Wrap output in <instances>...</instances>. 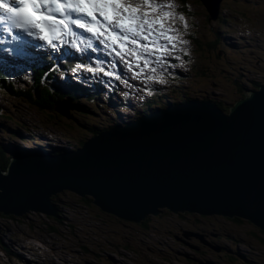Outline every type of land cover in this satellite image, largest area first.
<instances>
[{
	"label": "water",
	"instance_id": "95a60500",
	"mask_svg": "<svg viewBox=\"0 0 264 264\" xmlns=\"http://www.w3.org/2000/svg\"><path fill=\"white\" fill-rule=\"evenodd\" d=\"M245 96L229 113L209 99L180 103L117 125L67 157L16 161L0 171V213L55 216L51 197L69 189L137 223L160 206L264 230V87Z\"/></svg>",
	"mask_w": 264,
	"mask_h": 264
},
{
	"label": "rangeland",
	"instance_id": "374dc122",
	"mask_svg": "<svg viewBox=\"0 0 264 264\" xmlns=\"http://www.w3.org/2000/svg\"><path fill=\"white\" fill-rule=\"evenodd\" d=\"M191 2L192 8L189 5L186 9L190 14H195L190 17V20L198 22L199 40L207 51L198 57V67L187 77L186 81L181 84L178 81L175 83L178 84L177 88L191 93L194 97H212L224 100L231 105L240 98L237 81H242L249 86L251 79L264 80V0H227L224 18L229 22L224 24V32L215 48H210L208 44L218 38L220 23L210 22L207 19L208 14L199 0H191ZM243 27L249 28L251 33L242 32ZM234 42H238V48L228 46ZM194 59L184 61L185 70L192 65ZM86 77L82 76V79L87 80ZM68 78L73 83L79 84V80L74 75L70 74ZM172 88L173 86L169 85L168 90ZM5 94L9 95L6 91ZM92 96L94 95L89 97L79 95L78 102L90 107L95 114L79 111L80 115L74 120L78 123V127H75L73 122L60 113L41 112L42 115L39 118L43 121L52 119L47 128L53 133L57 132L58 128L71 127L75 129L77 137L88 138L90 136L89 127L108 126L111 118V113L104 107L101 108L97 103H90ZM1 98L10 103L16 113L28 115L23 120L32 123L29 119L30 113L27 112L23 101H17L4 94ZM4 105L12 110L9 104ZM69 107L65 102L62 111L71 112L73 108L69 109ZM124 111L126 114L134 113V109L128 107L124 108ZM33 116L38 118L36 111H33ZM114 116L116 118L118 112H115ZM33 128L37 131L44 129L43 125L38 122ZM57 200L65 202L61 204L64 209L57 212L62 220L29 215L25 218L28 221L24 220L27 223H23L17 220V217L7 219L6 216L0 215V236L3 238L2 245H0V264H70L72 262H74L72 264H129L134 258L139 261L135 259L130 264L138 262L139 264H151L148 263V259L157 258L160 253L157 243L160 244L163 240L172 243V248L166 250L175 256L172 264H197L193 258L210 259L218 264H246L244 258L239 256L227 258L228 253L221 257L216 252L221 253L222 250L218 249L220 251L214 252L207 245L204 246L194 239L188 242L195 244L200 250L184 245L176 238L177 234L182 236V232L178 231L175 226L183 224L188 227L194 222L204 226L205 218L210 217L208 223L216 224L223 236L225 235L224 237L217 236V240L222 244H228L230 243L228 234H237L246 238L244 233L254 228V225L247 221L238 223L218 215L200 216L176 213L183 217L176 216L173 222L166 217L152 216V220L148 222L150 231L144 232L139 224L133 222L123 224L118 218L101 213L99 210L88 211L89 207H78L80 210L88 211L80 215L73 211L74 207H69V203L73 202L69 195L57 197ZM65 209H68L69 213L71 209V215L69 214L67 219L63 217L66 215ZM5 245H11L13 250L16 247L17 252L28 261L21 262L12 257L2 249V247L6 248ZM254 245L258 249L243 241L234 245V249L249 254L250 260L264 264V245L260 243ZM149 246L154 251L148 250ZM118 247L127 251L117 254Z\"/></svg>",
	"mask_w": 264,
	"mask_h": 264
},
{
	"label": "snow or ice",
	"instance_id": "6c2138e0",
	"mask_svg": "<svg viewBox=\"0 0 264 264\" xmlns=\"http://www.w3.org/2000/svg\"><path fill=\"white\" fill-rule=\"evenodd\" d=\"M176 7L175 0H0V25L13 41L27 43V36L33 41L45 42L38 46L46 44L53 51L58 50L57 42L67 43L66 35L79 38L73 25L83 29L108 49L109 55L114 54L116 61L96 60V67L79 63L71 69L74 74L84 70L93 77L103 75L131 87L129 80H135L143 73V91L150 93L153 84L167 83L165 79L155 77L156 74L163 76L169 65L168 57L176 47L179 29L172 25L177 19L185 21L182 13L174 11ZM184 27H188L186 22ZM161 38L166 44L159 43ZM180 42L188 43L187 40ZM84 43L86 47L80 48L75 39L71 42L78 51L98 50L92 40ZM118 65H123L132 75L124 78L116 71Z\"/></svg>",
	"mask_w": 264,
	"mask_h": 264
},
{
	"label": "trees",
	"instance_id": "16d2710c",
	"mask_svg": "<svg viewBox=\"0 0 264 264\" xmlns=\"http://www.w3.org/2000/svg\"><path fill=\"white\" fill-rule=\"evenodd\" d=\"M215 44L216 43H210L209 44V47L210 48H215ZM190 53L192 54L191 55V60L193 59V58H195L194 60H193V63H192V65H193V67L196 69L198 66H197V61H198V57L201 55V53H203V52H206L207 51V48L205 47V46H203L202 45V42L198 39V38H193V44H191V47H190ZM202 73V72H201ZM13 77L16 79V80H18L19 78L17 77V75H13ZM20 81L24 84H26V83H28V81L29 80H26V81H24V80H22V79H20ZM58 85V84H57ZM58 87H59V85H58ZM59 88H61V87H59ZM245 88H246V86L244 87L242 84H239V93H240V96H243L244 95V92H243V90H245ZM8 91L12 94L13 93V89L12 88H10V85L8 86ZM58 91V90H57ZM73 91V90H72ZM171 92H174V96L173 97H171L172 98V100L171 101H169V100H167L165 103H166V105H172V104H175V103H178L179 102V98L181 99V100H187V99H190V98H194V96L191 94V93H189V92H184L183 90H181V89H173ZM61 95H64V94H62L61 93V91L59 92ZM73 93H76V94H78V92L77 91H74ZM43 96V94H42V91L41 90H38V93L36 94V97L37 98H39L40 100H44V98L42 97ZM70 96H73V95H70ZM165 97V96H164ZM169 98H170V96H168ZM71 98H73V99H75V100H78L75 96L74 97H71ZM49 99H50V97H48L47 98V102L49 101ZM157 99V100H156ZM161 97H157V98H155V99H152V100H148L147 102H146V104H144V106H143V110L142 111H138V110H136V115H138V114H145V113H148V112H150V111H152L153 109H154V106H157L158 105V107H156V108H159L160 106H162V105H160V104H162L161 102ZM217 102H218V104H219V106L220 107H222L224 110H226V111H228L229 110V108H230V106L231 105H233V104H231V105H229L226 101H224V100H218V99H215ZM79 101V100H78ZM29 104L30 105H32V106H36V107H38L36 104H34V102L31 100L30 102H29ZM1 109V108H0ZM42 109V108H41ZM86 110H89L88 108L86 109ZM41 116V115H40ZM39 116V117H40ZM37 118V121L39 122V123H50V120L48 119V120H45V121H43V120H41L40 118ZM118 120L119 121H122V118H118ZM71 122H72V120H70ZM74 124H75V127H78V123L77 122H73ZM110 126H112V125H109V126H104V127H102V128H100L99 126H92V127H89V130H90V134H92V135H95V134H97L99 131H102V130H105L107 127H110ZM74 128H71L70 127V131H72V132H75L74 130H73ZM87 141V140H86ZM75 142H76V144L74 145L73 144V141H70L69 142V144L70 145H74V147H79V146H81V145H85V139H79L78 140V142L75 140ZM2 146H4V143H1L0 142V151L2 150L3 151V153H4V155L6 156V159H5V157L4 156H2V155H0V166L2 167V169H5V168H7V166H8V162H9V157L6 155V153H5V151L3 150V147ZM38 148H41V147H38ZM64 151V150H63ZM57 152V151H56ZM58 197V196H57ZM56 200H57V198H56ZM82 202V204L84 205V206H87V207H93V205H92V198H81L80 199ZM58 201V203L59 204H63L62 202H60L59 200H57ZM1 216H2V214H1ZM4 216V215H3ZM26 216V215H25ZM7 217V219H12V218H14V216H12V215H7L6 216ZM49 218H51V219H54V218H52V217H49ZM59 219L60 220H62V218L61 217H59ZM121 221H123V220H121ZM236 221L237 222H242L243 220H241V219H236ZM54 229V228H53ZM6 250H7V248H5ZM9 253H13L14 252V254H17L16 253V251H15V248H14V250H13V247L11 246V245H8V250H7Z\"/></svg>",
	"mask_w": 264,
	"mask_h": 264
},
{
	"label": "bare ground",
	"instance_id": "6f19581e",
	"mask_svg": "<svg viewBox=\"0 0 264 264\" xmlns=\"http://www.w3.org/2000/svg\"><path fill=\"white\" fill-rule=\"evenodd\" d=\"M215 6H217V4L215 5ZM215 10V9H214ZM83 34H84V32H83ZM28 40H31V38H28L27 39V41ZM69 45V44H68ZM70 47V46H69ZM71 49H72V47H70ZM90 61H91V59H90ZM77 64H79V63H77ZM4 70H6V69H8V67H4L3 68ZM15 75V74H14ZM13 76V75H12ZM17 77L18 78H20V76L19 75H17ZM30 79V77L28 78V80ZM75 84V83H74ZM76 85H79V84H76ZM59 87H61V86H59ZM259 87H260V85H259ZM5 88H8V86L7 87H5ZM57 90H58V92H60L61 91V93L62 94H64V90H63V88L61 87V88H56ZM6 92L8 93V94H11L9 91H8V89H6ZM100 93H102V91L100 90ZM95 94V92H92V93H90V94H88V95H85L86 97H89L90 95H94ZM70 95H73V96H70V97H76L78 100H79V95L78 94H76V93H73V91H72V89H70ZM62 146H60V145H55V148L57 149V151H59L60 150V148H61ZM33 148H38V147H33ZM0 191L1 192H4V190H1L0 189ZM243 219V218H242ZM225 236V235H224ZM245 254V253H244Z\"/></svg>",
	"mask_w": 264,
	"mask_h": 264
},
{
	"label": "clouds",
	"instance_id": "9594fccd",
	"mask_svg": "<svg viewBox=\"0 0 264 264\" xmlns=\"http://www.w3.org/2000/svg\"><path fill=\"white\" fill-rule=\"evenodd\" d=\"M5 216V215H4Z\"/></svg>",
	"mask_w": 264,
	"mask_h": 264
}]
</instances>
